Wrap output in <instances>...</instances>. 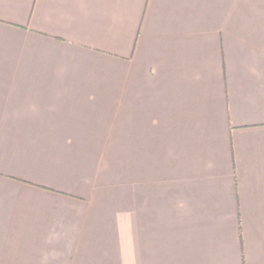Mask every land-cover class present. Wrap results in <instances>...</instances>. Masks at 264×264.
I'll return each instance as SVG.
<instances>
[{"label": "crops", "instance_id": "0c3cea01", "mask_svg": "<svg viewBox=\"0 0 264 264\" xmlns=\"http://www.w3.org/2000/svg\"><path fill=\"white\" fill-rule=\"evenodd\" d=\"M0 264H264V0H0Z\"/></svg>", "mask_w": 264, "mask_h": 264}, {"label": "rangeland", "instance_id": "374dc122", "mask_svg": "<svg viewBox=\"0 0 264 264\" xmlns=\"http://www.w3.org/2000/svg\"><path fill=\"white\" fill-rule=\"evenodd\" d=\"M110 145L102 144V157L96 166L94 172V189L106 198L103 194L110 195L106 199H110L112 194L119 193L120 197L125 196L127 188V159H126V143L118 144V156L109 157ZM107 147V148H106ZM103 168V170H102ZM140 183V182H139ZM137 184V182H136ZM113 198H115L113 196ZM117 213H126V208L117 210Z\"/></svg>", "mask_w": 264, "mask_h": 264}]
</instances>
